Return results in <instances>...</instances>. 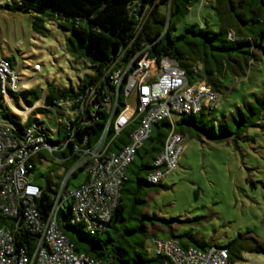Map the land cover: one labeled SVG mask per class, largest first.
Returning <instances> with one entry per match:
<instances>
[{"label": "trees", "instance_id": "trees-1", "mask_svg": "<svg viewBox=\"0 0 264 264\" xmlns=\"http://www.w3.org/2000/svg\"><path fill=\"white\" fill-rule=\"evenodd\" d=\"M18 1L17 8L7 4V9L35 13L33 29L37 33L47 32L46 20L57 21L60 27L74 33L77 41L72 52L77 58L85 59L94 72L77 90H59L50 85L46 91L45 104L46 107L55 109L36 112L45 113L48 117L52 115L54 120L57 113L62 120L59 140L53 142L54 144L68 140L70 137L68 128L74 129V137L63 152L51 155L45 151L57 161L71 160L73 167L79 157L74 153V146L97 145L110 119L112 118L114 124L125 109L127 99L124 87L117 93L111 76L122 65H127L143 48L149 47L148 51L152 58L170 57L176 60L185 71L190 84L206 81L221 95L228 91L223 84L227 75L245 78L255 60V53L264 55V0H213L212 9L219 19V28L210 27V21L206 20L204 26L196 24L184 27L181 34H177L178 26L189 13L194 4L193 0H174L170 16L155 10L141 28L136 16L130 11V5L135 2L145 4L150 0ZM94 89L93 101L89 104L85 117L77 118L70 126L67 125L70 119L68 111L55 112L60 102L71 103L70 110L75 111L79 107L77 101L82 97L87 98L88 93ZM30 95L32 98L27 100L29 107L42 99L36 91H31ZM116 102L117 107L112 117V112L107 111L108 105L113 107ZM96 106H99L100 110L93 115ZM0 108H5L1 95ZM214 110L182 117L175 126L176 132L184 138H206L214 143H223L234 136L240 138L251 128L264 126V92L243 108L238 107L236 113L229 115L222 122L207 114ZM10 115H6L5 119L20 126ZM79 120H84L86 124L84 126L78 124ZM232 122L236 124L234 131H231ZM32 123L33 120L29 121L28 126ZM136 127L137 124L133 123L116 136L112 125L106 137V143L110 144L109 152L116 153L127 146ZM218 128L220 131H217ZM172 130L173 127L168 121L154 125L150 138L127 168L120 203L102 230L92 235L84 225H72L71 206L70 215L61 213L65 217L61 222V228L74 243L76 250L104 264H164V258L152 256L145 245L148 239L153 241L158 238L156 234L149 233V227L160 224L168 228V239L177 241L184 250L196 248L205 251L212 247L223 248L229 252L231 264L241 260L244 252L264 254V247L253 240L237 239L226 246H213L201 243L193 235L178 236L170 227L169 221L144 213L147 207L145 196L163 188L161 184L149 183L147 176L154 172V162L163 151ZM141 150H144V153H141ZM43 153L34 159L35 163ZM137 157L140 159L138 165ZM80 172H83V169L75 172L71 179L77 178ZM71 179L68 187L72 189L81 186L88 177L86 175L85 180L79 183H71ZM42 188L43 195L37 202L38 208L48 217L59 190L52 199L49 193L51 187ZM132 226L136 228L132 229ZM109 227L113 228L112 231ZM135 232H141L142 237H135L134 240L126 237L130 234L134 236ZM36 241L35 235L26 233L21 237L20 244L29 251Z\"/></svg>", "mask_w": 264, "mask_h": 264}, {"label": "built area", "instance_id": "built-area-1", "mask_svg": "<svg viewBox=\"0 0 264 264\" xmlns=\"http://www.w3.org/2000/svg\"><path fill=\"white\" fill-rule=\"evenodd\" d=\"M173 1L135 2L130 5V11L141 28L155 10L160 11L161 6L169 8L165 14L170 16ZM204 1H200L201 7ZM201 24L204 26V21ZM148 49L143 48L111 76L117 93L124 87L126 99L135 98V107L126 104L114 124L111 118L97 145L74 146L78 161L63 181L55 205L46 217L38 208L37 202L42 198L43 188L33 179L36 167L34 159L45 151L51 155L63 152L75 132L69 127V139L59 144L53 143L59 140L62 120L56 113L55 124H52V115L48 117L45 113H36L38 110L55 109L46 107V93L31 107L26 105L20 108V103L17 106L14 104V96L22 88L19 67L15 60L3 56L0 46V95L4 107L12 109L21 118L18 121L21 127L6 119L0 120V264H104L76 250L61 228V213H66V208L69 210L71 206L72 225L82 224L92 235L102 230L120 203L127 168L150 138L155 124L168 121L173 130L155 160L154 172L147 176V181L153 185L161 184L166 176L179 168L185 151V138L176 132L178 122L175 118L214 110L222 95L206 81L190 84L176 60L170 57L152 58ZM35 69L40 70V65H35ZM94 94L95 89L88 93L87 98H80L75 111L70 110L71 103L60 102L55 112L68 111L70 119L67 125L70 126L77 118L85 117ZM111 107L108 105L107 111L112 112L113 117L117 102L112 111ZM98 110L100 108L96 106L92 114L95 115ZM127 112H130L129 116L122 121ZM31 120L33 123L28 126ZM79 123L82 126L86 124L84 120H79ZM133 123L137 127L131 134L129 144L121 151L109 152L110 144L106 143V137L111 126L117 136ZM79 169H83L88 180L71 189L68 187L71 176ZM26 233L37 238L29 251L20 244L21 237ZM152 242V256H161L164 264H231L229 252L223 248L184 250L172 239L157 238ZM148 251L150 253L151 250L148 248Z\"/></svg>", "mask_w": 264, "mask_h": 264}, {"label": "rangeland", "instance_id": "rangeland-1", "mask_svg": "<svg viewBox=\"0 0 264 264\" xmlns=\"http://www.w3.org/2000/svg\"><path fill=\"white\" fill-rule=\"evenodd\" d=\"M193 1L189 13L178 26L177 34H181L186 26H202L201 21L206 24V20L210 21V27L218 29L219 19L212 9L214 1L205 0L202 7L201 2ZM7 4L17 8L19 1L0 0L2 54L17 62L22 85L15 94L16 106L19 101L20 108H24L27 100L32 98L31 91H36L43 98L50 85L59 90H77L93 75L89 63L72 52L77 41L74 33L52 20H46L47 32L37 33L33 29L35 13L11 11ZM160 11L168 13L169 8L164 5ZM37 64L40 70L35 69ZM223 84L228 91L221 96L215 110L207 113L221 122L236 113L238 107L243 108L263 94L264 55L255 53V60L245 78L227 75ZM126 104L135 107V98L127 99ZM129 114L127 112L122 121ZM6 115L17 121L21 119L12 109L0 108V120H4ZM181 120L182 117L175 118L176 122ZM51 123L55 124L54 119ZM230 126L234 131L236 124L232 122ZM184 147L179 168L164 178L163 188L145 196L147 207L144 213L169 221L176 235H193L208 245L226 246L241 239L253 240L264 247V126L251 128L240 138L234 136L223 143H214L206 138H186ZM139 160L137 157L136 165ZM72 167L71 160L57 161L44 152L36 163L33 179L42 187H51L49 193L53 199L57 190L60 193ZM85 177V173L80 172L77 178L71 179V183H79ZM66 214L70 215L68 208ZM61 218L65 219L63 214ZM112 229L109 227L110 231ZM149 233L156 234L161 240L169 238L168 228L160 224L149 227ZM126 237L134 240L142 235L135 232L134 236ZM145 245L152 255L154 245L151 239ZM235 264H264V254L244 252Z\"/></svg>", "mask_w": 264, "mask_h": 264}, {"label": "crops", "instance_id": "crops-1", "mask_svg": "<svg viewBox=\"0 0 264 264\" xmlns=\"http://www.w3.org/2000/svg\"><path fill=\"white\" fill-rule=\"evenodd\" d=\"M186 139V138H185Z\"/></svg>", "mask_w": 264, "mask_h": 264}]
</instances>
